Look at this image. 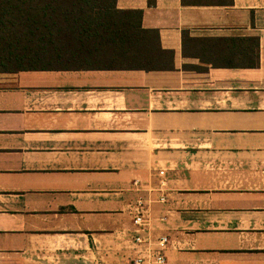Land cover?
<instances>
[{
  "label": "crops",
  "instance_id": "1",
  "mask_svg": "<svg viewBox=\"0 0 264 264\" xmlns=\"http://www.w3.org/2000/svg\"><path fill=\"white\" fill-rule=\"evenodd\" d=\"M115 8L78 38H158L169 68L0 71V264H134L136 208L164 264H264V0Z\"/></svg>",
  "mask_w": 264,
  "mask_h": 264
},
{
  "label": "trees",
  "instance_id": "2",
  "mask_svg": "<svg viewBox=\"0 0 264 264\" xmlns=\"http://www.w3.org/2000/svg\"><path fill=\"white\" fill-rule=\"evenodd\" d=\"M128 13L116 9L115 0H0V71L60 68L63 62L82 68H169L171 51L160 49L158 38H78L110 25L97 20L126 22ZM94 44L116 53L93 60L57 57L65 48Z\"/></svg>",
  "mask_w": 264,
  "mask_h": 264
},
{
  "label": "built area",
  "instance_id": "3",
  "mask_svg": "<svg viewBox=\"0 0 264 264\" xmlns=\"http://www.w3.org/2000/svg\"><path fill=\"white\" fill-rule=\"evenodd\" d=\"M135 204L136 206L141 207L142 201L138 199ZM132 223L135 228L133 231L134 234L131 236V241L133 244L145 250L144 256L134 259V264H140L141 262L164 264L165 257L163 255V250L165 249L168 238L165 235H162L152 243L150 238L144 235L148 222L142 211L138 208L135 209V212L132 215ZM152 244H154L153 247Z\"/></svg>",
  "mask_w": 264,
  "mask_h": 264
}]
</instances>
